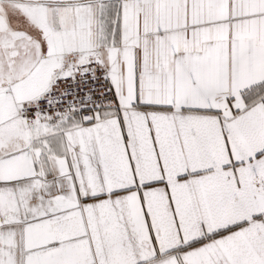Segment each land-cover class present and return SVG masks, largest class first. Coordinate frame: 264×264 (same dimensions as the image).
I'll return each mask as SVG.
<instances>
[{
    "label": "snow or ice",
    "instance_id": "obj_1",
    "mask_svg": "<svg viewBox=\"0 0 264 264\" xmlns=\"http://www.w3.org/2000/svg\"><path fill=\"white\" fill-rule=\"evenodd\" d=\"M0 264H264V0H0Z\"/></svg>",
    "mask_w": 264,
    "mask_h": 264
}]
</instances>
